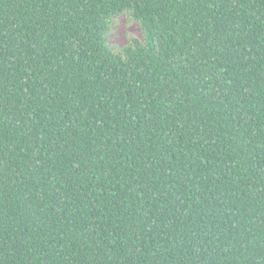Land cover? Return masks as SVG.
Here are the masks:
<instances>
[{
  "label": "trees",
  "instance_id": "1",
  "mask_svg": "<svg viewBox=\"0 0 264 264\" xmlns=\"http://www.w3.org/2000/svg\"><path fill=\"white\" fill-rule=\"evenodd\" d=\"M0 264H264V0H0Z\"/></svg>",
  "mask_w": 264,
  "mask_h": 264
},
{
  "label": "rangeland",
  "instance_id": "2",
  "mask_svg": "<svg viewBox=\"0 0 264 264\" xmlns=\"http://www.w3.org/2000/svg\"><path fill=\"white\" fill-rule=\"evenodd\" d=\"M131 36L142 37V29L136 20H132L127 14L122 13L112 17L111 29L108 34V42L113 48H120L129 42Z\"/></svg>",
  "mask_w": 264,
  "mask_h": 264
}]
</instances>
